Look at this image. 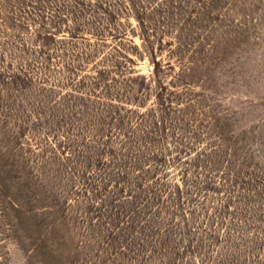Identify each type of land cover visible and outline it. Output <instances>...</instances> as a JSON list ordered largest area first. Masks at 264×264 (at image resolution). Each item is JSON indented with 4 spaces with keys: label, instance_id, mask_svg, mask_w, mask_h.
I'll return each mask as SVG.
<instances>
[{
    "label": "rangeland",
    "instance_id": "1",
    "mask_svg": "<svg viewBox=\"0 0 264 264\" xmlns=\"http://www.w3.org/2000/svg\"><path fill=\"white\" fill-rule=\"evenodd\" d=\"M0 264H264V0H0Z\"/></svg>",
    "mask_w": 264,
    "mask_h": 264
}]
</instances>
